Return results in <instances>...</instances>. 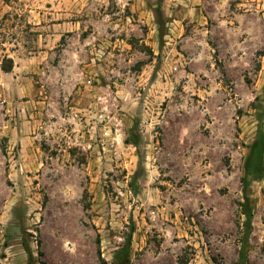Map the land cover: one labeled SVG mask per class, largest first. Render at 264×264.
Masks as SVG:
<instances>
[{
  "label": "rangeland",
  "instance_id": "1",
  "mask_svg": "<svg viewBox=\"0 0 264 264\" xmlns=\"http://www.w3.org/2000/svg\"><path fill=\"white\" fill-rule=\"evenodd\" d=\"M255 140L242 264L264 0H0V264H238Z\"/></svg>",
  "mask_w": 264,
  "mask_h": 264
},
{
  "label": "trees",
  "instance_id": "2",
  "mask_svg": "<svg viewBox=\"0 0 264 264\" xmlns=\"http://www.w3.org/2000/svg\"><path fill=\"white\" fill-rule=\"evenodd\" d=\"M13 68V62L10 58H4L2 64V71L8 73ZM259 143L255 140L250 148L249 153L245 159L243 166V177L241 179V187L243 192V202L240 204L241 213L244 215V223H243V236H242V248L239 253L238 264H242L245 261V244L248 241L250 232H251V223H252V210L248 205V196H247V187L249 182L252 180H257L259 175L263 171V162H262V154L259 148Z\"/></svg>",
  "mask_w": 264,
  "mask_h": 264
}]
</instances>
